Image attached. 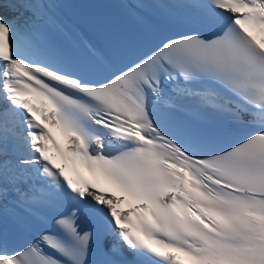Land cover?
<instances>
[{"label":"snow or ice","instance_id":"6c2138e0","mask_svg":"<svg viewBox=\"0 0 264 264\" xmlns=\"http://www.w3.org/2000/svg\"><path fill=\"white\" fill-rule=\"evenodd\" d=\"M13 244L0 264H264V0H0Z\"/></svg>","mask_w":264,"mask_h":264}]
</instances>
